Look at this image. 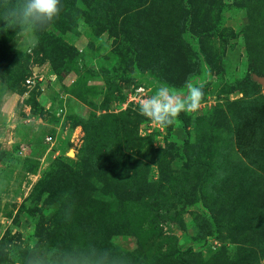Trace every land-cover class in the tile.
Returning a JSON list of instances; mask_svg holds the SVG:
<instances>
[{"label":"rangeland","instance_id":"374dc122","mask_svg":"<svg viewBox=\"0 0 264 264\" xmlns=\"http://www.w3.org/2000/svg\"><path fill=\"white\" fill-rule=\"evenodd\" d=\"M166 2L148 0L133 9L122 4L123 17L113 22L117 27L111 32L95 25L97 6L87 19L78 12L87 8L85 0H61L60 14L39 31V45L31 50L18 49L14 30L1 32L0 248L9 253H0V264H23L26 257L32 264L46 255L48 240L38 234L60 224L55 217L59 208L66 209L67 199L63 202V191L39 199L34 189L48 170L59 186L73 184L65 170L57 172L56 161L77 170L82 149L94 145L114 146L120 153L112 170L125 176L111 179L109 173V182L98 177L94 185L107 190L105 196L94 187L91 197L80 201L70 190L71 203L79 210L62 214L63 222L79 216L120 218L125 229L117 230L114 242L128 252L125 264H182L174 256L177 250L192 264H264V197L258 195L264 188V142L255 135V123L245 121L228 148L220 147L213 127L206 133L207 145L196 146L207 119L216 127L223 121L226 129L237 132L246 107L250 113L244 118L249 119L263 103L258 100L264 85L255 77L264 78V23L254 15L264 13V0ZM129 21L140 27L128 38L134 41L132 47L125 41L121 45L122 27ZM156 22L171 33L178 23L190 51L172 50L177 63L153 69L165 57L158 52L150 64L139 54L156 46ZM158 71L178 83L173 90L180 94L188 81L204 92L195 113L181 112L168 127L154 124L138 110L141 99L159 87ZM23 73L26 80L18 77ZM140 87L145 94L131 100L129 95ZM185 143L184 156L172 162L173 155L165 150ZM193 154L211 163L204 180L199 181L202 168L187 166ZM228 158L241 168H235L237 183L224 197L219 189L234 176L227 169ZM244 165L252 169L251 182H241ZM120 180L126 181V189L119 187ZM197 187L202 188L199 194ZM200 197L213 203L212 211ZM120 202L126 207L119 206L118 213ZM83 203L91 214L82 211ZM36 208L32 217L28 211Z\"/></svg>","mask_w":264,"mask_h":264},{"label":"trees","instance_id":"16d2710c","mask_svg":"<svg viewBox=\"0 0 264 264\" xmlns=\"http://www.w3.org/2000/svg\"><path fill=\"white\" fill-rule=\"evenodd\" d=\"M147 1L148 0H97L95 1V4H94V0H85V3L87 4V8L81 11L78 10V12H80L83 16L89 19L90 14L95 10V7L97 6V10L99 9V11L97 12V16L95 18V21L97 22V23L95 22V25H98L99 27V25L102 24L101 26L106 28V30H110L111 32H113V30L117 27V25L113 24V22L123 17L122 14L124 11V8H123L124 5L131 6V8L133 9L138 5L146 4ZM168 1L171 3V0H168ZM181 1L183 2L182 4H186L185 0H181ZM13 3H14V0H0V11H2L5 6L10 7ZM167 3L168 2H166V4ZM172 4L175 5V2ZM181 6L182 5L176 3L177 8L180 7L181 9ZM120 9H123V11L121 12ZM254 18L257 19L256 21L260 20L261 24L264 23V13L255 14ZM152 19H155V18L152 17ZM176 24H177L176 33H171L165 25L164 26L160 25L159 22H156V26L152 27V31L154 30L155 33L158 35L157 44L156 46L147 47L145 50L141 51L139 56L142 57L144 60H148L150 64H153V62L158 56V52L159 54L162 55V57H165V58H161L159 61V66L153 67V69L159 68L164 63H171V64L177 63V61L173 58V54L171 52L172 50L179 51L182 54H184V52L189 54L190 47H188L186 40H184L181 36V32H179L178 30L179 29L178 23ZM3 25H4V22L0 21V28H3ZM127 26L131 28V30H129L128 32H126ZM138 28H140L139 24L138 26H135L134 24L131 23V21L124 22V25L122 27L123 41L121 45H123L125 41V44L132 47L134 41L128 38L133 34H137L136 29ZM12 31L13 30L11 29L7 31H0V34H2L1 32H3L4 34L5 33L8 34L9 32H12ZM198 52L202 53V51H198ZM169 55L174 59V61H171L169 59L168 57ZM15 73L17 74V72ZM156 75L157 76L155 78H156L158 86L161 84H165L166 86H169L172 89L174 86L173 84L178 86V83L173 81L172 78L167 77L165 79V75L162 74L160 71H158ZM18 77L20 80L25 79V74L23 73L19 75ZM121 77L125 78L126 73H122ZM235 89L237 88H234L233 90ZM186 93H187V89H186V92H184L183 94H186ZM259 97L260 98L258 101L260 102L261 100V103L262 102L263 103L258 111L255 110L257 115H255L253 118L245 119L244 117L247 115V113H250L248 112V108L246 107V109L244 110V113L240 115V118L237 121V125H236L237 132L236 131L234 132L229 127L226 129V126L224 125L223 121L219 123L220 125H218V127H216L215 125H211L210 122L208 123L209 119H207V121H204V123L206 122L204 124L205 131L203 130L204 134L200 139L197 140L196 146L202 147V143L207 145V141H206L207 137L205 136H206V133H208V130L213 127V129L211 130H215V134H214L215 137L217 139L219 138L221 139V142L220 143L217 142V143L221 145L220 146L221 148H228L232 144L234 137L236 135H239V132L241 131V128L244 125L245 121H250L253 124L255 123L254 125H256L257 127V131L255 135L256 137H259L258 138L259 143L263 144L262 142H264V95H261ZM180 118H183V116ZM185 129L187 130V125H185ZM116 133L119 134L118 128L116 129ZM208 136H213V135L209 134ZM117 146H120V145H117ZM185 147H186V143L182 145L175 144L171 146V148L168 147L165 151L166 153L170 152L173 155L171 160L172 162H175L179 159L178 158L179 156L180 157L184 156ZM115 150L117 149H114V146L109 148L106 145L99 146V147L95 145L84 147L81 152L80 161L76 164L78 168L77 170L70 167L68 163H65L61 160L56 161V162H60L57 172L65 170V173L73 179V184H68V185L63 184V186L62 185L59 186V184L54 181L51 170L50 171L48 170L47 172L44 173V176L41 179V183L37 185L34 189V194L37 195L39 199H43V198L49 197L50 195L56 196L59 193H62L63 191L64 195L66 194L65 195L66 197L64 198L63 202H65V199H67V202L64 205L66 209L59 208L57 211H58V214H60V216L57 215L55 217L56 221H59L60 224L58 225V223H55L53 228L50 227L48 231L46 232L41 231L38 234L40 236V240H45V239L48 240L49 247L56 246L61 249H71L72 247L75 246V247H78L81 251L92 254V255H97L99 253V249H102V248L108 249L111 252V256L109 257L106 254L101 255L100 258L97 260V264H125L124 255L126 253H127L126 255H128V252L124 251L122 248H120V246H118L114 242V236L117 234V230H119L120 228H122L123 230L125 229V226H124L125 224L122 223L120 218L111 217L109 214L106 215V219L103 221H95L93 218L89 219L86 216H79L78 219L75 220V222H71L73 217L72 219L69 218V221L63 222L65 218L63 220L61 218V215L62 214L66 215V213L69 210L70 211L72 210L71 208H75L76 210H79L78 204H75L73 202L71 203L70 190L72 191V195L74 194V195L80 196V201L85 200L88 197H91L92 190L94 189V187L96 191L97 190L103 191L104 196H105L108 193V191L95 186L94 181L98 177H100V179L103 180V182H109L110 177L112 179L114 178V176L115 178H122L125 176V173L119 175L117 171L112 170L114 164L116 163V158L120 153V152L116 153L118 152V150L116 152ZM226 162L228 163V165H231V168L228 167L227 169L228 171H231V173L234 176H232L233 178L228 177L226 181L223 182L224 186H222V188L219 189V192L225 195L224 197H226L231 192L233 186L237 183V180L236 181L234 180V177L237 171L235 170V168H238L240 164L238 161L236 160L232 161L229 158L227 159ZM187 166H190V168L192 169L194 168L193 166H198L203 169L201 179H199V181H201V180H204V177L208 174L210 167H211V163L208 161L206 162L204 159H202V157L198 156L197 154H193L187 157ZM244 166L246 167V169L244 170L246 174H244V176L242 175V177H244V180L241 182H247V181L251 182V180L255 179L253 178V175H252V169H250L247 165H244ZM81 168H83V171L80 170ZM239 168H241V166ZM185 169H187L186 166H185ZM261 169L264 170V166ZM109 173H110V177H109ZM237 175L238 174H236V176ZM248 175H249V180L247 179ZM125 182H126L125 180L123 182L120 180L119 187L122 189H126V185L124 184ZM123 184L125 185L124 188H123ZM202 184H203V181H202ZM67 186H69L68 189H66ZM115 190L118 191V189H115ZM201 190H202L201 187H197L196 193L197 194H199V192L201 193L202 192ZM258 195L260 197H264L263 187H261V190L258 192ZM201 199H203L204 205L208 207V209L210 208V211H212L213 203L210 205L208 203V200H206L204 197ZM83 204L85 208L82 204L80 205L82 206V211L85 212L89 208V206H87L86 203H83ZM116 205H117L116 211L120 213L118 209L119 206L123 210H125L126 202H123V203L120 202V204H116ZM22 207L24 209L27 208L26 204H23ZM37 210L38 209L36 208V209L29 210L28 212L32 217H34ZM87 211L89 214H91L89 209ZM210 211H209V214L210 216H212L213 213ZM156 213L158 212L152 211V215H155L156 217H158ZM211 219H212V222H214V216ZM91 249H95L96 251L92 252L90 251ZM0 253L8 254L9 251L5 250L4 248H0ZM184 254L185 252H182L179 250L174 252V256L179 262H181L182 264H192L189 260L183 257ZM28 259L30 258H27V257L24 258L23 264H29ZM1 260H4V258H2Z\"/></svg>","mask_w":264,"mask_h":264},{"label":"clouds","instance_id":"9594fccd","mask_svg":"<svg viewBox=\"0 0 264 264\" xmlns=\"http://www.w3.org/2000/svg\"><path fill=\"white\" fill-rule=\"evenodd\" d=\"M61 0H14L9 7L0 11V21L4 22L0 31H15L18 49H34L39 45V31L49 26L60 14ZM186 94H180L165 84L143 97L138 104L139 112L154 124L168 127L173 125L181 112L195 113L204 97L203 87L188 81ZM90 251L95 252V249ZM111 256L108 249H99L97 255L81 251L78 247L61 249L50 246L43 258H36L32 264H97L101 255Z\"/></svg>","mask_w":264,"mask_h":264},{"label":"built area","instance_id":"2783aa9c","mask_svg":"<svg viewBox=\"0 0 264 264\" xmlns=\"http://www.w3.org/2000/svg\"><path fill=\"white\" fill-rule=\"evenodd\" d=\"M28 82L32 83V79L30 78L28 80ZM143 87H140V88H137L135 89V92L134 93H131L129 95V97L131 98V100H136L138 97H142L144 94H145V91H143ZM135 96H138V97H135ZM52 137H48L47 140L50 141Z\"/></svg>","mask_w":264,"mask_h":264},{"label":"water","instance_id":"95a60500","mask_svg":"<svg viewBox=\"0 0 264 264\" xmlns=\"http://www.w3.org/2000/svg\"><path fill=\"white\" fill-rule=\"evenodd\" d=\"M256 79L264 85V78L263 77H256Z\"/></svg>","mask_w":264,"mask_h":264}]
</instances>
